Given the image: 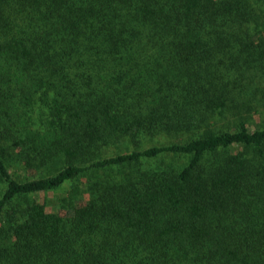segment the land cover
<instances>
[{
	"label": "trees",
	"instance_id": "trees-1",
	"mask_svg": "<svg viewBox=\"0 0 264 264\" xmlns=\"http://www.w3.org/2000/svg\"><path fill=\"white\" fill-rule=\"evenodd\" d=\"M259 105L264 0H0V264H264Z\"/></svg>",
	"mask_w": 264,
	"mask_h": 264
},
{
	"label": "rangeland",
	"instance_id": "rangeland-1",
	"mask_svg": "<svg viewBox=\"0 0 264 264\" xmlns=\"http://www.w3.org/2000/svg\"><path fill=\"white\" fill-rule=\"evenodd\" d=\"M260 87L257 85V83H255L254 81L251 82L248 87L246 88V92L244 93V99H246V96L249 94V93H256L258 91H260ZM254 103H256V101H254ZM259 111L257 113H255L251 120L249 121V125H250V128H256L258 126H262L264 125V108L263 106L259 105ZM145 143V142H144ZM134 148V146H133ZM65 188H66V185H63L60 189H58L57 191H52V192H49L47 195L49 197H51V195H54V197H56L57 195H61L62 193H64L65 191ZM42 196V195H41ZM40 196V198H42Z\"/></svg>",
	"mask_w": 264,
	"mask_h": 264
}]
</instances>
